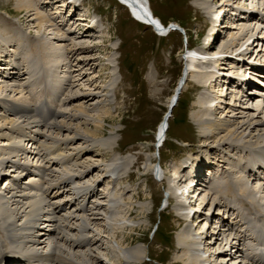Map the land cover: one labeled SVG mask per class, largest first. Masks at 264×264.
I'll list each match as a JSON object with an SVG mask.
<instances>
[{
    "label": "rangeland",
    "instance_id": "rangeland-1",
    "mask_svg": "<svg viewBox=\"0 0 264 264\" xmlns=\"http://www.w3.org/2000/svg\"><path fill=\"white\" fill-rule=\"evenodd\" d=\"M23 1L27 0H0V40L2 39V42H6V39L13 35L5 32L9 23H16L15 26L18 30L20 28L19 32L23 40L26 38L29 30L27 31L15 13L16 10L18 11V3L21 4ZM149 1L156 16L160 17L164 24L170 22L179 24L183 32L172 30L166 35H158L151 26L133 19L129 11L115 0H82L80 3V7L83 6V9H80L83 10L82 15L88 14L90 17L86 28L93 22L100 26H96L95 29L89 26L90 29L86 32L83 29L73 32L69 20L67 30L60 31L61 37L52 39L53 41L57 39L55 43L62 49L72 44L80 46L82 44L79 54L85 53L91 56L92 63V67L83 68L77 63L79 55L68 58L63 52L55 67V74L60 80L57 98L64 99L65 96L78 94L83 99L84 94L82 93L85 91L91 93L89 97H93L89 102H98L101 98V91L104 90L105 96L111 103L109 105L113 116L117 117L113 128L105 122L103 123L104 132L100 137H87L85 140L75 138L71 143L72 137H68L66 132L60 135L50 129V123L44 124L43 121L26 123L22 121V117L18 119L11 111L0 109V205L2 208L12 210L16 206L15 204L12 206L13 202L10 200L12 194H16L15 197L19 199L20 194L28 192V190L23 191L25 189L22 187L17 188L18 185H14L15 180L10 184L9 180H5L10 176L17 177V174L22 171L23 167L17 168L16 163L20 166L37 163L48 167L49 174L46 176V179H49L48 182L54 183L56 178L60 180L67 174L73 176L68 179L70 180L68 188L74 189L76 193L85 186H95V191L100 194L97 198L92 197L87 201L89 203L87 206L90 208L88 212H80L76 215V220H72L76 227L72 233L77 237H89L92 241L91 245H87L88 247H73L74 251H90L93 255H97L99 262L95 261V264H116V260L122 261L121 264H178L176 263L177 258L184 250L188 257L199 259L198 252H194L197 246L187 243L180 244L179 237L184 231L195 237L193 233L197 230L201 232L204 222L207 223L203 231L207 230L210 233V230L212 232L224 230L225 227L216 219L221 216V212L226 208L225 205L228 206L229 196H224L222 202H219L221 200L219 196L210 197L211 180L216 174L219 179H235L237 176L235 177V174L228 171L233 169L235 165L233 163L241 157L244 160L252 157L255 162L264 165V129L261 130L259 141L255 144L242 143V140L228 138V141H233V146L240 147L239 150L231 146L223 147L218 142H214L216 149L211 150L204 146L205 133L195 122L197 115L204 118L221 117L264 121V71L249 68L250 65H248L250 60L261 63L260 65L264 63V0H210L211 12L209 13L199 8L200 0ZM58 7L59 5L54 8V11H58ZM66 10L63 9L64 13L62 12L59 16L63 19L71 17L72 21L77 22L78 25L79 23L84 25L85 22L83 23L78 18L81 16L80 10H78L77 18L69 16V13L66 14ZM73 14L77 15L75 11ZM31 19L29 21L35 24ZM34 31L41 32L34 27L30 34L35 33ZM15 51L14 47L6 50L7 61L20 64L15 58L17 57ZM193 52L198 53L200 57L196 59L194 63L196 68H192V71L199 74H211L213 78L208 80L206 86L199 87L191 83L190 77L187 76L170 112L169 128L164 143L160 146L163 178L155 179L151 172H144L142 163L151 156L159 157L158 151L153 147L155 131L168 109V101L172 98ZM74 63L76 66L72 65ZM0 65H2L0 85H3V88H0V103L8 99L10 104H18L20 108H24L23 103L32 104V100L38 94L36 92L33 95L31 92L30 87L33 82L26 78L16 80L3 66L5 64ZM244 71L246 76L250 73L249 83L236 86V77ZM96 90L100 92H94ZM199 99L204 105L202 110L194 106ZM53 102V107L59 103L56 99ZM12 119H18V121L12 123L10 122ZM92 126L90 122L87 127ZM36 133L46 134L49 139L41 135L34 136ZM52 139H54L53 142ZM3 143L7 144L3 145ZM131 147L135 148L130 151ZM114 148L116 149L113 150ZM84 149H88V152L84 153ZM126 157L137 162L130 169L129 179L121 181L109 177L106 172L107 164L117 160L119 176L124 173ZM49 158L56 160L57 163L49 167L50 163L46 162ZM202 163L209 164L204 168L198 167ZM194 167H197L199 171L201 168L204 169L198 188H195V185H189V178L192 179L196 174L193 171ZM87 168L90 170L87 177L80 175L88 170ZM183 168L184 171H182ZM222 168L226 172L221 171ZM262 171L263 169L255 167L253 169L255 176L263 175ZM177 172L181 174V177L184 175L182 182L169 180V176L174 177ZM194 178H199V176ZM19 179L21 178L16 180L19 182ZM243 180L252 195L261 203H259L260 209L264 210V190H260L262 188L258 186L260 185L258 177L256 180ZM40 181L42 180L37 177L32 187L33 193L31 195L28 192L30 196L25 199V203L38 200L45 195L42 194L43 196L40 197L39 193L47 188L49 183L43 185L46 187H40ZM24 182L25 179L22 185ZM19 185L21 186V181ZM10 186L15 188L11 189V192L8 190ZM36 192H38L37 195ZM54 195L55 192L52 199ZM46 198L50 197L46 196ZM47 199L44 201L45 205L48 204ZM101 201L105 203L102 209L106 210H101L102 214H98L97 211H95L96 214L93 213L91 210L93 203H101ZM142 203L146 205V216L138 212ZM240 211L248 219L264 222V217L257 213L243 209ZM231 213L224 212L222 215L226 217V220L229 216L228 221L231 222V218L238 215V213H232V216ZM150 214L151 219L149 220L148 215ZM187 214L190 216L189 220H186ZM92 217H101L99 222L102 226L94 224L93 220L89 219ZM110 220L114 224H111ZM130 221L137 226L145 224L146 227L132 232ZM31 222L30 226L35 223L32 220ZM234 223L237 225L234 227L240 229L237 221ZM82 226H86L87 229L85 230ZM228 231L231 234L240 232L232 228ZM4 232H7L8 237L11 236L7 226L4 228L0 226V235L4 236ZM212 234L211 240L213 237L218 238L214 243L215 247L213 246L215 252L212 253L217 263L237 264L234 259L240 257V253L230 255L231 251L228 250L230 246L226 244V241L223 244L225 245L224 252H218V243L224 239L220 234ZM124 235L127 236L125 240H123ZM4 237L6 238L4 240L11 244L10 246L17 245L15 237L10 239ZM197 238L201 239L204 236L198 234ZM1 239L0 237V243H2ZM120 241L125 246L128 256L119 254L118 242ZM251 242V239L245 240V244L250 245ZM0 247H2L0 255L3 257L5 246L0 244ZM136 253L139 257H136ZM225 256L227 258L219 262ZM184 259H187L186 256Z\"/></svg>",
    "mask_w": 264,
    "mask_h": 264
},
{
    "label": "bare ground",
    "instance_id": "bare-ground-1",
    "mask_svg": "<svg viewBox=\"0 0 264 264\" xmlns=\"http://www.w3.org/2000/svg\"><path fill=\"white\" fill-rule=\"evenodd\" d=\"M81 1L82 0H80V1L79 0H31V2H30V0H27V1L21 2V4L18 3L19 4L18 11L16 10L15 13L19 17L18 20L25 26L27 31L29 30V32H27V36L23 40V38L19 32L20 28L18 30V28L15 26L16 23H14V22H13L14 24L9 23L8 28H6L5 32L13 34V35L12 36L10 35V37H8V39H6V42H2L1 41L2 39L0 40V64H2V63L5 64L3 66L9 71L8 73L11 74V76L13 78H15L16 80H21L23 78L24 79L26 78L28 80L30 79L37 86L40 84H43L44 85L43 89H45V87H47L48 91L51 92V91L55 90L58 86L57 84L60 83L59 77H57L56 76L57 74H55V67H56V63L58 62L59 57L61 56V54L63 52L65 53V55L68 56V58L72 57L73 55H79L78 56L79 61H77V63H78V65H82L83 68H85V67L87 68L88 66L92 67L91 56H89L88 54H85V53L79 54V50H82V44H81V46L78 44H72V45L65 47V49H62V47L61 48L59 46L57 47V44L55 43L57 41V39H56V41L52 40V39H55L57 37L58 38L61 37L60 31H63V29H66V27L68 28L67 22L69 20H70L69 25L70 24L72 25V27H71L72 29L74 26L83 25L82 23H79V25H78L77 22L72 21L71 17H70L71 19L70 18L69 19H67V18L63 19L61 16H59V14H62V12H63L62 11L63 6H66L65 10L68 9V11L70 10L71 14H73L74 11H76V9L78 8V6H80ZM118 1L120 3L123 2V3L129 4V5L123 4V6L129 11L130 15L131 16L133 15L134 16L133 18L136 19L137 21H139L140 23H144L146 25H149L152 28L154 27L155 30L158 32H161V30H159V28L161 26L162 27L166 26L162 22L161 18L156 16L149 0H118ZM200 1H201V3L199 5V8L204 10L205 12H208V13L211 12L210 6H209L210 0H200ZM41 4L43 5V7ZM57 5H59V7L57 8L58 11H54V8ZM80 15L81 16H79L78 18L81 21H83V19L86 21L87 19L90 18L88 14L83 16L82 12ZM29 19L34 20L35 24H32L33 22L31 23L29 21ZM170 23L175 24L177 26H180L179 24H176L173 22H170ZM73 24H74V26H73ZM88 26H91L92 28L95 29L96 26L99 27L100 25L93 22V24H89ZM34 27H37L38 31H41V32H35L34 31L35 33L30 34V32L33 31ZM75 29H76V27H75ZM55 30H57V31H55ZM86 31H88L87 28L84 29V32H86ZM4 33H1V34H4ZM7 45L10 46V48L14 47V49L16 50L15 51L16 53L15 52L14 53H15V55L17 54V57H15V58L17 61H19L20 64H18L17 62L11 63V62L7 61V58H6L7 57L6 49L8 47ZM117 48L118 47H116V49ZM11 55H13V54L11 53ZM203 56H205V55H203ZM198 57H200L198 55V53L193 52L190 55L189 64L187 63L188 65H187V68L184 69V73L186 74V78H187V76L190 77L191 83H193L195 85L197 84V86H199V87H203V86H206V84H207L208 80H210V78H213V75L211 76V74L209 75V74H205V73L199 74V73L192 71V68H194V69L196 68L194 66V63ZM255 57H258V56H255ZM205 58H207V57H205ZM209 63H211V62L209 61ZM72 65L76 66V63H74ZM1 68H2V65H0V69ZM256 68L264 69V63L262 65H260L258 62H256ZM249 74H247V76H246L245 71H244V73H242V74H240V76L236 77L237 83H239L241 81L240 82V85H241L243 78H247L248 80H250L251 77L249 76ZM186 80L187 79H185V81ZM185 81H184L183 85L180 87V91L178 94H180L182 87L185 84ZM0 82H2V79H0ZM32 87L33 86L31 85V89H32V91H34V89ZM0 88H3V85H0ZM177 88L178 87H176V89ZM176 89L172 95V98H170V100L168 101V108L171 107V104H172L173 100L175 99ZM103 91H101L102 92L100 94L101 98L99 99L98 102H89V100L92 99L93 97H89L91 95V93H88L85 91H84V93H82V94H84L83 95L84 100L81 99V97L78 94L65 96L64 99L61 100L60 110L53 111V114H51V122H50L51 127H50V129H53L54 131H56L60 135L62 134V132H66L68 134V137L73 138V139L71 138V141H70L71 143H72V140H74L75 138H80V140H85L87 137H100L101 135H103V132H104V124L103 123L107 122L112 127L114 124V121H116V119H117V117L113 116L111 106L109 105L111 103H109V100L107 99V97L105 96V93ZM94 92L97 93V92H100V90H96ZM178 97H179V95H178ZM2 99H4V97ZM2 99H1V101H2ZM81 100H83V101H81ZM8 101H9L8 99H4L1 102L2 105L0 106V109L6 108L7 110L12 111L14 116H16L18 119H20L22 117L23 118L22 121H24L26 123L39 122L41 120V119H39V120L35 119V116L37 114H32V112L35 110L30 106L31 104L26 105L23 103L24 108H22V107L20 108V106H18V104L17 105L16 104H10ZM194 106L200 110H202L204 108L203 102L200 99H199V101H197L195 103ZM165 116L166 115L164 113L162 116V119H161V120H163V123L160 124V126H159V134L163 131L164 121H166L167 125L169 126V117L166 118ZM7 119H4V120H6V122H8ZM18 119L17 120L12 119L10 122L13 123L14 121H18ZM90 122H92L93 126L88 128L87 126H88V124H90ZM195 122L205 133V135L203 136L204 137V139H203L204 146L207 148H211V150L216 149L214 142H216V143L218 142L219 145L222 144L223 147L231 146L233 149L238 148V150H239L240 147L237 144H235L237 146H233V144H234L233 141H231V140L228 141V138H232V139H236V140H242V143H254L255 144L256 142L259 141V135L261 134L260 133L261 130L264 129L263 128L264 127V121L260 120V119H257V120L236 119V118L231 119V118H221V117L204 118V117L197 115L195 118ZM167 131H168V127H167L166 131L164 132L165 136H166ZM40 135H41V133H40ZM42 136L46 139H49V137L46 134H44ZM54 139H52V142ZM86 142H88V141H86ZM229 142H231V143H229ZM5 144H7V143H3V145H5ZM212 144H214V145H212ZM65 145H66V143H65ZM153 147L158 148L157 151L159 153V157L156 158V156H154V157L151 156L148 159H146L145 162L142 163L144 165L143 170L145 173L151 172L153 170L156 172V175L159 176L160 174H162V172L160 171V169L157 168V165L155 163L159 159L157 164L161 169H163L162 161H161V159H162L161 158V151H160L161 149L159 146L155 145V143H154ZM134 148L135 147H131V149H129V150L132 151V149H134ZM101 149H105V148H101ZM115 149L116 148H114L113 150H115ZM87 150H85L83 152L86 153V152H88ZM79 152H81V151H79ZM153 158H155V159H153ZM53 162H55V161H53ZM256 162L252 157H250V158L247 157L245 160L242 159V157H241L237 162L233 163V164H235V165H233V169L232 170L230 169L228 172H230V173L232 172L233 174H235L234 176L235 177L237 176L236 178L234 177L235 179H233V178H231V179L227 178L224 180H223V178L219 179L217 177V174L214 172L216 175H215V178L213 180H211V182H210L209 196L212 197V196L216 195V196H219V198L221 197V200H219V202H222V199L224 198V196L225 197H226V195L229 196L228 200H227L228 206L225 205V207H226V208H224L225 210L223 209L222 212L219 211V213L221 212V214H220L221 216L217 217V219H216L225 228L223 231L221 229L219 231H213V232H212V230H210L211 232L208 233L207 230L203 231V229L205 228V225L207 223V222H204V225L202 227L203 229H201V232H199V230H197L196 233H193L195 235V237L191 236L192 234H189L186 231L182 232L181 237H179V243L180 244L187 243V244L196 245L197 248H194L196 250L194 252H198V254L200 256H199V259H196L192 256L188 257L186 251L184 250L179 255V257L177 258L176 263H178V264H221V263H217L216 257L213 256L214 254H212L213 252H215V249L213 248L214 243L218 240V238L214 239V237L211 240L210 236L213 233L215 235L220 234L221 236H223L222 239H224L222 242L218 243V252H224V250H225L224 246L225 245H223V244L226 241V244L228 246H230V248L228 249L229 251H231L230 255H232V253H235V254L238 252L240 253V257H237L234 259L235 261H237L236 262L237 264H264V261L262 259L256 258L255 256L253 257L252 254L251 255L246 254L244 256L243 252H242V247L239 246L240 242L242 240H244V238L246 239V234L244 231H246V230L251 231L254 229L255 230H263L264 229V222L261 224H257L253 220H248V217L246 219V215L240 213L241 212L240 209H243V210H246V211L251 212V213L252 212L257 213L261 217H264V210H261L259 207L260 202L256 199V197H254L252 195L251 190L244 183L245 180H243V179H247V181H249L250 179H252V180L257 179L258 176H255L256 173L253 172L254 167L259 168V169H263L262 173H264V167L261 165L262 163H259V162L256 163ZM117 163H118L117 160L109 162L107 164L106 172L108 173L109 177H111L115 180H121V181L123 180L124 181V180L129 179L130 172H131L130 169L132 167H134L137 162L126 157L124 169H123L124 173L119 174V176H118V171H117V166H116ZM208 164L202 163L198 167L204 168L205 165H208ZM19 167L20 166H18L17 168H19ZM86 167H88V165ZM184 168H186V167L184 166ZM184 168L182 169V171H184ZM231 168H232V166H231ZM47 169L48 168H46V170ZM227 169H228V167H227ZM23 170L30 171L32 169L29 168L28 166H25V168ZM220 170L218 172H220ZM223 170H224V168H222L221 171H223ZM193 171H195V173H196L195 177L199 176V178H196L197 182L195 183V188H198L197 186L200 184L199 183L201 180L200 177L201 178L203 177L204 169H201L199 171V170H197V167L196 168L194 167ZM224 171L226 172V170H224ZM30 172H33V171H30ZM89 173H90V170L88 169V170L80 173V175L82 174V176L87 177V175ZM180 175L181 174H178V172H177L174 177L169 176V180L170 179H171V181L179 180L180 182H182L181 179L184 175H182V177ZM261 176H259L260 178H258L260 180L258 182L260 185H258V186H259V188H262L260 190H264V174ZM72 177L73 176L67 174V175H64V177H61L60 180H58L54 183L53 188H55V195H54L53 199L51 198L47 202L48 203L47 205L44 204V201L46 199H42V198H39L38 200H35L32 202H26L25 203V199L30 196L28 192L25 194H20L21 197H19V199H17L18 197H15V196H17L16 194L15 195L12 194V198L10 199L13 202L12 206L14 204L16 205L12 210H9V209L7 210L6 208H2V206L0 205V226H2V228L7 226V230L9 231V233L11 235V236H9V238L15 237L14 240L17 241L16 246H10L11 244H8L4 240V236L0 235V237L2 238L1 239L2 243H0V244L3 247L5 246L4 255H2L3 257H1V255H0V259L1 258H7V256H5V255H9V258H12V259L17 258V257H19V255H21V252H19V251L22 250V253H24L23 255H27V254L32 255L35 257V261H44L47 264H95L94 263L95 261L99 262L97 260V255H95V254L93 255V253H91L90 251H81V250L80 251H74L75 248L73 249V247H80L81 248V247H84L87 245H91L92 241L90 240L91 238H89V237H85V236L77 237L72 233V231H74L76 229L75 222H73L76 219L73 215H77L75 213L78 211V208H79L78 207L79 203L76 202V201H78L77 198H81L82 200H85L86 198L89 199V198L93 197V199H94L95 197L97 198L98 194H100V193L98 191H95V186L89 185V186H85L83 188H80V192H79L80 194L78 195V197H74L71 194L69 195L68 194V192H69V190H68V186H69L68 179H70ZM167 177H168V175H167ZM190 178H189V180H190L189 185L193 186V182H194L195 178H194V176L192 179H190ZM5 180L7 181V179H5ZM14 182H16V180ZM10 183H12V182L9 181V184ZM17 183H18V181H17ZM20 187L21 186L18 185L17 188H20ZM11 189H15V188L10 186L8 188V190L10 191ZM24 189H26V188H24ZM69 189H70V187H69ZM19 191H22V190H19ZM23 191H26V190H23ZM76 191L78 192V190H76ZM16 193H19V192H16ZM110 193H111V191H110ZM64 194H65L64 199L59 198L60 196H64ZM116 196L118 197V195H116ZM55 198H59V200L54 201ZM21 203H22V205H20ZM215 204H217V203L215 202ZM103 205H105V203L102 201H101V203L100 202H98V203L94 202L92 209H91L92 212L95 213V211H97L98 214H102V213H100V212H102L101 210L105 209V208L102 209ZM63 208L65 209L64 210L65 212L59 213ZM145 209H146V205L142 203V205L139 206L138 212L140 214H143L146 216ZM88 210H87V212H88ZM224 212L225 213L232 212L233 214L238 213V215L236 217H232L231 222H229L228 221L229 216H227V220H226V217H223L222 214ZM232 213H231V215L233 216ZM78 214H80V212ZM188 215L189 214H187L186 220H189L188 218L190 216H188ZM148 216H149V220H150L151 214ZM100 218L101 217H92L89 219L91 221L93 220L92 222L94 224L102 226V223L99 222ZM239 218H241L240 222H238ZM31 220L35 221V223L32 226L29 225ZM40 220H42L41 221L42 223L39 222ZM234 221H237V224L240 225V227H239L240 229H236L234 227L236 225V223H234ZM92 222H90V223H92ZM110 222H111V224H114V222L112 220H110ZM38 223H40V224H38ZM129 223L131 225V231L132 232L144 229L146 227L145 224L138 225L139 226L138 227L133 221H130ZM232 224H233V226H232ZM247 225L249 227H247ZM244 226H246V227H244ZM83 228L85 230L87 229L86 226H84ZM230 228H232V230L240 231V232L239 233L236 232V234H231V232L228 231V229H230ZM5 233L6 232H4V234ZM198 234H199V236L203 235L204 238H201V239L197 238ZM113 237L115 238L117 236H113ZM126 237L127 236L124 235L123 240H125ZM247 240H250V239H247ZM118 248H119V254H121L122 256H123V254H126V255L128 254L125 246L122 245L121 241L118 242ZM201 250H203V251H201ZM205 250H207V251H205ZM90 255H91V258H89ZM135 255H136V257H139L138 253H136ZM185 256L187 259H184ZM9 258L4 261L6 264L9 263V261H10ZM226 258H227L226 256H225V258L223 257L222 259H220L219 262H222ZM116 261L118 264L122 263V261H119V260H116Z\"/></svg>",
    "mask_w": 264,
    "mask_h": 264
},
{
    "label": "water",
    "instance_id": "water-1",
    "mask_svg": "<svg viewBox=\"0 0 264 264\" xmlns=\"http://www.w3.org/2000/svg\"><path fill=\"white\" fill-rule=\"evenodd\" d=\"M135 3V2H134ZM177 29V26L175 24H168L166 25L165 27H160L159 30H161V32H167L169 30H176ZM178 92H179V88L176 90V94H175V99L173 100V102L176 100L177 98V95H178Z\"/></svg>",
    "mask_w": 264,
    "mask_h": 264
}]
</instances>
